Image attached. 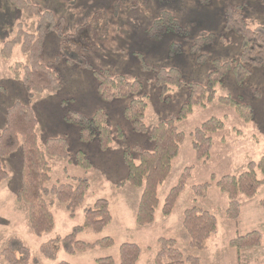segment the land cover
Returning <instances> with one entry per match:
<instances>
[{"label": "rangeland", "instance_id": "1", "mask_svg": "<svg viewBox=\"0 0 264 264\" xmlns=\"http://www.w3.org/2000/svg\"><path fill=\"white\" fill-rule=\"evenodd\" d=\"M116 0H31L42 11H51L57 18H64V33L73 30L97 12L108 13L111 18L110 36L103 47L94 52H86L87 60L95 71L108 70L114 75H122L130 81L142 83L141 96L148 103L145 123L152 129L158 123L176 116L187 100V89H174L169 93V101H162L155 84V74L143 70V62L155 68L179 69L188 83L205 84L213 70L212 61H234L240 55V38L224 30L225 12L228 7H242L251 29L264 27V0H211L200 4L198 0H148L145 7L128 15L115 17ZM162 12H170L179 21L180 31L167 33L162 37L149 34L152 23ZM35 19L17 11L8 0H0V50L12 40L21 24L28 32H35ZM215 35L214 43L203 50L208 59L199 63L197 55L191 53V43L203 34ZM59 38L51 33L44 43L43 62L49 64L59 54ZM177 44V46H173ZM29 58L20 47H16L12 57L5 60L0 54V134L6 126V112L16 103L29 105L35 112L38 127V144L44 150L50 139H65L68 143L67 159L48 158L51 166L50 182L47 188L59 184L76 185V180L87 178L90 189L84 205L71 218L65 205L53 202L51 211L56 228L50 234L37 236L31 232L28 208L18 203L17 193L21 188V150L3 159L9 178L0 186V254L11 238H20L31 250L40 264H95L102 258L112 257L120 264L119 250L122 244H135L142 249L138 264H155L160 250L159 239L177 241L178 249L185 257L200 259L201 264H264V244L259 248L239 252L229 243L233 239L250 232L264 233V183L258 194L249 198L238 197L241 215L236 221L227 218L229 206L227 195L217 187L224 176H238L248 170L250 162H258L264 157V68L251 69V75L244 86L235 83L232 73L227 75L216 89L215 100L204 106H196L187 119L177 124L186 140L181 145L179 156L167 181L159 188L160 208L155 223L139 227L136 214L142 191L129 184L118 189L125 181L127 168L122 154L126 148L140 145L150 149L147 138L137 134L124 118V108L128 103L123 99L106 100L97 91L98 80L87 70L61 62L52 66L62 79V88L56 94L35 95L31 102L20 80L15 79L10 67L17 63L28 64ZM76 71V72H74ZM232 97L251 107L252 118L245 121L236 110L223 105L219 99ZM108 115L109 126L115 140L103 150L97 141L84 142L80 139L79 126L72 121L76 114L91 118L97 111ZM217 118L224 127L212 135L214 145L207 162L199 161L193 149L191 133L206 121ZM117 127L124 133V140L117 137ZM78 152L90 159L92 167L84 169L76 162ZM190 168L184 192L170 217L162 214L165 198L175 187L182 174ZM260 180L264 174L257 171ZM210 184L204 198H196L194 187ZM99 199L110 203L111 224L101 233L90 230L79 236L86 243H96L111 238V248L96 247L73 256L63 250L57 261L44 258L40 252L42 244L56 238H64L75 227L84 223V211ZM52 199H48V202ZM201 208L212 213L218 223L217 233L208 243V249L201 251L190 247V239L182 222L184 212L189 208ZM0 264H8L0 256Z\"/></svg>", "mask_w": 264, "mask_h": 264}, {"label": "trees", "instance_id": "2", "mask_svg": "<svg viewBox=\"0 0 264 264\" xmlns=\"http://www.w3.org/2000/svg\"><path fill=\"white\" fill-rule=\"evenodd\" d=\"M13 7L35 19V32L31 33L20 24L15 37L6 42L1 50V57L8 60L16 47L29 58L28 64L17 63L9 69L15 79L20 80L31 102L35 95L56 94L62 88V79L52 66L61 62L76 66L82 70L91 71L98 80L97 91L106 100H127L123 114L132 131L146 136L152 147L145 149L140 145L126 148L123 151V164L127 168L125 181L117 185L120 189L129 184L142 191L136 214V224L139 227L151 226L155 223L157 210L160 208L159 188L169 178L174 160L179 156L181 145L186 135L180 132L177 124L187 119L196 106L204 107L215 100L216 89L223 83L225 77L233 74L235 83L244 86L251 75V69L264 68V27L251 29L242 7H228L225 12L224 30L232 32L240 38V55L234 61H212L214 67L209 73L206 83H188L183 74L176 68H155L143 62V70L155 74V84L162 101H169V93L174 89H187V100L176 116L168 118L152 129L145 123L148 103L146 96H141L143 85L138 80L130 81L122 75H114L108 70L95 71L86 57V52L100 50L109 39L111 18L108 13H95L89 21L77 26L72 33H64V18H57L51 11H42L31 0H8ZM211 0H198L200 4H209ZM148 0H116L114 3L115 17L128 15L132 11L143 8ZM181 26L170 12H162L154 20L149 34L162 37L167 33L180 31ZM55 33L59 38V54L54 61L43 62L44 43L47 37ZM215 35L203 34L191 43V53L197 55L199 63H206L208 57L203 50L214 43ZM173 46H177L174 44ZM220 103L236 110L241 119L249 121L252 118L251 107L230 96L219 99ZM79 126L80 139L84 142L97 141L103 150H108L115 140L114 132L109 126L108 115L99 110L91 118L76 114L72 119ZM38 120L29 105L16 102L6 112V126L0 134V186L9 178V173L3 159L21 150V188L16 200L28 208L31 232L37 236L52 233L56 228L55 217L51 211L54 200L65 205L71 218L75 217L85 201L90 189L87 178L76 180V185L59 184L47 188L50 182L51 166L48 158L67 159L69 157L68 143L65 139H50L45 149L39 147L37 134ZM222 120L212 118L191 133L193 149L199 161L207 162L213 149L212 135L223 129ZM124 140V133L117 127V137ZM76 162L84 169H90L92 163L83 152H78ZM257 171L264 174V157L258 162H250L248 170L238 176L227 175L217 182V187L229 199L226 211L227 218L236 221L241 215L240 195L253 198L258 194L264 181L260 180ZM191 169L184 171L178 184L173 187L165 198L162 214L170 217L184 192ZM210 184L194 187L196 198H204ZM52 201L48 202V199ZM264 206V199L261 202ZM112 222L110 203L99 199L91 208L84 211V223L75 227L64 238L50 240L40 247L42 256L50 261H57L63 250L68 255L93 250L96 247L111 248L114 241L111 238L102 239L96 243H86L79 236L90 230L101 234ZM190 239V247L201 251L208 249L209 240L217 233L216 217L201 208L193 207L184 212L182 222ZM160 250L156 255L155 264H201L200 259L184 254L178 249V243L172 239H159ZM264 244V233L250 232L230 241L229 245L238 250L259 248ZM120 264H138L142 249L135 244H122L119 250ZM0 256L8 264H40L33 257L31 250L20 238H11ZM58 264H69L60 262ZM95 264H115L112 257L102 258Z\"/></svg>", "mask_w": 264, "mask_h": 264}, {"label": "crops", "instance_id": "3", "mask_svg": "<svg viewBox=\"0 0 264 264\" xmlns=\"http://www.w3.org/2000/svg\"><path fill=\"white\" fill-rule=\"evenodd\" d=\"M74 72H76V71H74Z\"/></svg>", "mask_w": 264, "mask_h": 264}]
</instances>
